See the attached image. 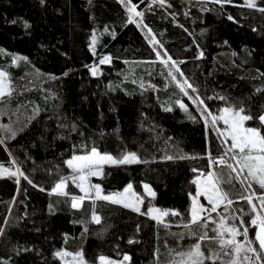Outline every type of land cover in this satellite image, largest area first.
Masks as SVG:
<instances>
[{
	"label": "trees",
	"instance_id": "trees-1",
	"mask_svg": "<svg viewBox=\"0 0 264 264\" xmlns=\"http://www.w3.org/2000/svg\"><path fill=\"white\" fill-rule=\"evenodd\" d=\"M133 3L144 13L137 19H142L163 44L162 49L156 46L161 58L149 44L147 30L127 21L119 0H92L91 4L89 0H45L43 5L40 0H0V49L4 50L0 52V67L9 72L14 90L12 96L0 100V125H9L17 132L13 138L0 128V139L5 140L0 145V164L12 170L20 166L39 186L33 187L23 177L19 185L16 178L0 177V226L5 227L0 236V259H10L11 264H62L53 255L55 251L83 248L90 264H97L100 255L119 260L124 254L130 256V264H157V259L158 264H174L179 261L176 254L187 252L204 233L201 224L185 227L191 219L189 193H196L192 181L197 173L192 169L208 171V149L213 157L219 155L222 138H217L210 126L206 130L195 105L179 92L161 59L167 58V50L177 62L184 61L179 64L181 71L214 114L228 106L217 98L222 95L237 108L243 102L242 106L250 109L245 114L258 117L264 110V92H256L264 89V77L259 75L264 72V13L240 6L244 0H232L223 7L198 0ZM257 4L264 7L260 0ZM204 7L211 11H202ZM229 14L236 22L228 20ZM24 21L30 27L25 28ZM94 31L97 41L92 50L89 45ZM200 51L204 55L198 59ZM17 54L28 60H17L19 65L15 66L12 60ZM106 55L110 62L100 64ZM93 64L98 68L96 76L90 72ZM177 98L197 116L196 122L175 104ZM167 107L172 111H164ZM246 126L257 127L259 121L246 122ZM92 147L117 158L133 151L142 161L106 165L102 176L93 177L92 183L100 184L105 193L120 192L132 183L141 194L143 184H149L156 196H147L141 213L152 204L179 215L156 221L122 205L96 200L101 217V223L96 224L91 219V199L84 200L81 209H73L71 197L83 193L71 181L72 170L64 161ZM13 159L15 165L11 164ZM223 171L226 176L228 170ZM61 177L69 178L67 197L51 193ZM222 187L232 192L236 201L228 208L237 219L228 223L239 227L243 215L249 239L258 249L256 226L250 223L254 213L250 205L237 199L242 189L239 184ZM253 189L260 194L258 184H253ZM254 202L259 205L258 200ZM49 204L53 205L51 213ZM223 214L221 206L212 218L218 221ZM207 216L205 212L203 217ZM214 227L209 221L208 237L215 235ZM240 230L237 239L243 241V228ZM130 239L137 242L129 244ZM200 243L206 256L209 249L219 251L215 242ZM17 248L30 251L17 255ZM252 260L256 264L254 256Z\"/></svg>",
	"mask_w": 264,
	"mask_h": 264
},
{
	"label": "snow or ice",
	"instance_id": "snow-or-ice-1",
	"mask_svg": "<svg viewBox=\"0 0 264 264\" xmlns=\"http://www.w3.org/2000/svg\"><path fill=\"white\" fill-rule=\"evenodd\" d=\"M92 0H89L91 4ZM119 2L124 6L127 13V21L129 23H135L137 27L146 29L145 36L148 39L150 45L153 46V50L156 51L157 58H161V52L156 50V46L159 45V48H163V44L157 40L152 29L148 25L142 22L144 13L137 11V4L133 3V0H119ZM143 2V0H141ZM157 0H153V3H156ZM160 5L165 3V0H158ZM198 2L212 3L216 5H221L223 7L225 4L232 3V0H198ZM261 3H264V0H260ZM40 3L43 5L45 0H40ZM240 6H246L249 9H255L260 13H264V7H258L257 0H244V4ZM150 7V6H149ZM170 7V5H169ZM202 11H211L209 8H202ZM188 13H185L187 15ZM229 21L236 22L232 15L227 16ZM16 23V21H12ZM25 28L30 27L27 21H24ZM181 27H183L181 25ZM108 31L107 27L104 29ZM187 31V29H185ZM203 31V30H202ZM253 31H256L253 28ZM191 35V33H189ZM96 42L95 32L93 33L92 44L89 45L91 48ZM227 44V41H224ZM199 48V45H197ZM3 49H0V52H3ZM204 55L203 51L199 52L198 59L202 58ZM235 55V53H234ZM249 55L251 53L249 52ZM164 56L166 59H161V62L168 67V77L171 78L179 89V92L187 97L192 104L195 105L196 111L199 113V117L203 120L206 130L208 126L211 125V128L214 129L217 133V138L220 139V146L223 149L219 155L213 157L211 148L209 147L207 152L208 159V171L206 174L199 169H192L194 173H197L196 178L192 181L196 185V194L193 196L189 193V196L192 199V206L190 210L191 219L188 225L201 224L205 231L198 238V242L190 246L187 252L177 253L179 256V261L174 262V264H205L206 261L211 260L212 264H242V261H248L249 264H253L252 257L254 256L256 264H264V110H261V113L258 117H254L251 114H245L246 110L243 107V102H240L241 106L236 107L232 104L227 97L218 96L217 98L222 102L226 103L228 106L218 109V114H214L205 104L203 98L198 94V89L189 82L187 77L184 76V73L181 71L179 64L184 63V61L177 62L172 58L171 55H168L167 50H164ZM17 60L27 61V57H13L12 63L15 64ZM111 60L110 56H104L99 60L100 64L109 63ZM39 70H37L38 72ZM71 71V70H69ZM90 72L93 76H96L98 73V68L95 64L90 67ZM259 72V69H257ZM64 76L68 75V72L63 73ZM261 77H264V72H259ZM182 77L183 79H178L177 77ZM53 79H58V77H52ZM135 83V81H133ZM141 88L144 87L143 83L140 85ZM150 87H155V85H150ZM195 94L190 95V92ZM257 93L264 92V89L257 88ZM14 94L13 87L11 86V78L8 71L0 69V100L5 97H10ZM212 99V97H208ZM175 104L179 106L187 114V118L193 122L197 121V116L189 110L187 104L184 103L183 99L177 98ZM164 111H172L171 107H167ZM34 112H38V108L34 109ZM30 119V118H29ZM258 119L259 126L257 127H248L246 122L254 121ZM223 123V127H220V123ZM74 127V126H73ZM0 128L5 129L10 133L11 137H15L17 132L9 125H0ZM171 139V138H169ZM5 144L4 139H0V145ZM11 155V153H9ZM179 159H185L186 157L180 156ZM195 158V157H193ZM166 159L172 160V156H167ZM140 157L136 152L128 151L121 154L119 158L113 156L110 153H101L96 147H92L90 152H87L84 155L73 154L69 159L64 161L69 169L72 170L73 175L70 177L71 181L75 184L77 188L83 192L84 196H72L71 197V207L73 209H81L84 200L91 199L93 201V208L91 211V219L96 224L101 223V217L97 214L95 208V201H106L112 204L122 205L124 208L131 209L136 213H141V205L144 203V197L138 195L133 191L132 183H128L122 192H111L109 194H103V189L100 184L94 186L88 185L89 177L100 176L103 173L104 165H131L136 163H141ZM146 163V161H144ZM11 164L15 165L16 161L13 159ZM219 168V170H217ZM227 169L228 172L225 176L223 169ZM7 176L9 178H16V183L19 185L20 177H23L28 184L33 185V187H39L33 184V181L24 174L20 166H16L15 170H12L11 167H4L0 165V177ZM204 179H201V177ZM67 177H61L58 182L51 188V193H57L67 197L69 193L66 191L67 188ZM239 184V187L242 191L238 194L237 199L240 201H245L248 205L251 206V211L255 215L251 218V225L256 226L255 230V242H258V249L254 247V241L249 239L248 227H244L245 219L241 215L239 217V227L232 223H228V220L231 219L235 221L237 217L231 216L229 214L228 206L233 205L234 201L231 197L233 195L230 191H225L222 185H228L232 188H235ZM253 184H258L259 189L261 190L260 194L257 195V192L253 189ZM92 188L94 191V196L90 194L89 188ZM143 188L148 193L149 196L155 197L156 193L152 190L149 184H143ZM41 191H45L44 188H40ZM19 191V188H18ZM204 196L210 207H206L204 204L200 203L198 197ZM254 200L259 201L257 205ZM224 206L225 214L220 215L218 221L212 218L213 213H217V210ZM49 212H52L53 205H48ZM240 213H243V209L238 210ZM207 212L208 216L205 218L202 216L203 213ZM146 214L150 216L153 220L160 221L162 216H167L168 211H161L159 208L148 207ZM173 215H179L178 212H173ZM209 221L212 224H215V227L212 229L214 236L208 237L207 235V226ZM79 223H83L80 221ZM8 220L5 218V226H7ZM241 228H243L242 235L243 241L238 240L237 236L241 235ZM39 231V229H37ZM87 227L84 228V232H87ZM137 231H139V226H137ZM5 234V227L0 226V236ZM191 235H196L192 232ZM65 240H67V233L64 234ZM209 240L210 242H215L218 245L219 251L209 249V255H205L204 251L201 250L200 241ZM130 239L129 244L134 243ZM167 246V244H166ZM20 251H30L28 248H17L16 254L18 255ZM249 254H252L251 256ZM53 255L59 258L64 264H89L85 258V253L83 248H80L74 252L68 251L66 249H59L53 253ZM156 256L158 258L159 251L157 250ZM223 257L224 259H221ZM242 257V259H241ZM70 258V259H67ZM130 256L124 254L123 261H130ZM99 264H123L122 261L111 260L104 255L98 257ZM0 264H11V260L0 259ZM158 264V259H157Z\"/></svg>",
	"mask_w": 264,
	"mask_h": 264
},
{
	"label": "rangeland",
	"instance_id": "rangeland-1",
	"mask_svg": "<svg viewBox=\"0 0 264 264\" xmlns=\"http://www.w3.org/2000/svg\"><path fill=\"white\" fill-rule=\"evenodd\" d=\"M95 32V38H96V41H97V32L96 31H94ZM92 38H93V36H92ZM91 44H92V39H91ZM95 47H96V42H95V44L91 47L92 48V50H95ZM16 56H18V57H23L22 55H16ZM15 66H17V65H19L18 63L16 64H14ZM0 69H2L1 67H0ZM4 70V69H3ZM210 127H211V125H209ZM220 127H223V123L221 122L220 123ZM214 132H216L214 129H212ZM99 151V150H98ZM90 152V151H89ZM101 153H104V152H101ZM84 154H86V153H84ZM84 154H76V155H84ZM114 156V155H113ZM0 165H2V164H0ZM4 167H6L5 165H3ZM106 165H104L103 166V169H104V167H105ZM227 170V169H226ZM227 172V171H226ZM205 174H206V172H204ZM103 174V173H102ZM102 175H100V176H94V177H101ZM92 178L93 177H89V179H88V185H92V186H94V185H96V183H92ZM195 178H196V176H195ZM201 179H204V177L202 176L201 177ZM133 185V184H132ZM101 188H102V186H101ZM103 189V188H102ZM144 189V188H143ZM123 191V190H122ZM122 191H120V192H122ZM133 191L135 192V193H137L138 195H140V196H142V197H144V203L141 205V208H143L144 207V205L145 204H147V202H148V198H147V196H149L148 195V193L145 191V189H144V194H141L140 192H138L137 190H136V188L134 187V185H133ZM89 192H90V194L91 195H93L94 196V191L92 190V188L90 187L89 188ZM83 193V192H82ZM103 194H109V193H105L104 192V190H103ZM196 194V193H195ZM195 194H193V196L195 195ZM85 194L83 193V196H84ZM151 197V196H150ZM87 199V198H86ZM85 199V200H86ZM198 200H199V202L200 203H202V204H204L206 207H210L209 205H208V202H207V200H206V198L204 197V196H200V197H198ZM191 206H192V199H191ZM148 207H154V208H159V207H157V206H155V205H152V204H148V206H146V208H148ZM159 209H161V211H168V215L167 216H162V218H161V220L160 221H163V220H165L170 214H172L173 212H176V211H174V210H168V209H162V208H159ZM190 210H191V208H190ZM204 214V213H203ZM203 214H202V216H203ZM255 214V213H254ZM250 223H251V220H250ZM67 259H70V258H67ZM110 259V258H109ZM111 260H113V259H111ZM117 261H122L123 262V264H130V261H126V262H124L123 261V257L121 258V259H119V260H117ZM62 264H64V262L62 261ZM90 264V263H89ZM97 264H99V260H98V262H97Z\"/></svg>",
	"mask_w": 264,
	"mask_h": 264
}]
</instances>
